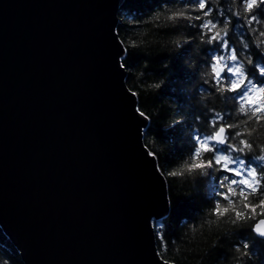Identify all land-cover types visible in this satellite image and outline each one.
I'll list each match as a JSON object with an SVG mask.
<instances>
[{
    "label": "water",
    "instance_id": "1",
    "mask_svg": "<svg viewBox=\"0 0 264 264\" xmlns=\"http://www.w3.org/2000/svg\"><path fill=\"white\" fill-rule=\"evenodd\" d=\"M121 3L0 0V231L22 264H164L150 221L166 186L125 86Z\"/></svg>",
    "mask_w": 264,
    "mask_h": 264
},
{
    "label": "trees",
    "instance_id": "2",
    "mask_svg": "<svg viewBox=\"0 0 264 264\" xmlns=\"http://www.w3.org/2000/svg\"><path fill=\"white\" fill-rule=\"evenodd\" d=\"M189 3L191 0H122L116 16L115 31L124 50L125 86L135 93L137 109L145 113L148 124L142 142L166 186L168 213L159 221L164 226L162 233L153 228L155 248L163 260L173 264H264V243L254 233L234 229L231 224L211 223L215 217L209 212L215 201L203 178L195 173L170 175L188 159L190 136L207 131L210 110L240 123L239 131L252 132L243 138L251 140L257 151L264 147V130L258 123L245 125L243 117L236 120L231 103L226 105L220 93L205 83L212 79L209 58L223 49L206 42L201 35L205 29L189 26L200 21L167 19ZM211 7V16L204 19L227 21L230 44L243 49L240 54L245 60L264 63V18L258 16L249 23L243 0H211ZM245 242L253 251L247 257L241 256ZM0 264H22L1 231Z\"/></svg>",
    "mask_w": 264,
    "mask_h": 264
},
{
    "label": "snow or ice",
    "instance_id": "3",
    "mask_svg": "<svg viewBox=\"0 0 264 264\" xmlns=\"http://www.w3.org/2000/svg\"><path fill=\"white\" fill-rule=\"evenodd\" d=\"M243 4L250 14L249 23L256 22L258 16L264 18V0H243ZM212 12L211 0H191V3L182 5L181 10L173 11L167 19L174 22L200 21L189 26L205 29L206 33L201 35L206 42L228 53L209 58L212 79L205 80V83L220 93L226 105L231 103L236 120L243 117V124L253 121L264 130V63L250 58L245 60L240 54L243 49L233 47L226 39L227 21L204 19ZM218 23L224 24V27L218 29ZM261 35L264 36V32ZM243 47H248V44ZM121 67H124L123 63ZM137 111L145 116L142 110ZM210 111L211 115L205 121L207 131L190 136L192 143L188 159L180 170L170 175L195 173L203 178L215 201L209 212L215 217L211 223L231 224L237 230L246 229L249 234L255 233L260 243H264V155L259 154L264 152V147L257 151L251 140L243 138L251 136L252 132H241L240 123L226 117L223 112ZM150 225L162 233L164 226L161 222L153 219ZM160 238L163 239V236ZM252 254V246L245 242L241 256Z\"/></svg>",
    "mask_w": 264,
    "mask_h": 264
},
{
    "label": "rangeland",
    "instance_id": "4",
    "mask_svg": "<svg viewBox=\"0 0 264 264\" xmlns=\"http://www.w3.org/2000/svg\"><path fill=\"white\" fill-rule=\"evenodd\" d=\"M221 54L227 55L228 53L226 51L222 50Z\"/></svg>",
    "mask_w": 264,
    "mask_h": 264
}]
</instances>
